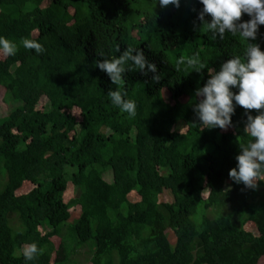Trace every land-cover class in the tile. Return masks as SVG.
Returning <instances> with one entry per match:
<instances>
[{
    "label": "trees",
    "instance_id": "trees-1",
    "mask_svg": "<svg viewBox=\"0 0 264 264\" xmlns=\"http://www.w3.org/2000/svg\"><path fill=\"white\" fill-rule=\"evenodd\" d=\"M202 7L0 0V37L18 47L0 51V86L13 105L0 118V264H82L87 246L90 264H264V182L246 189L228 175L251 141L245 110L236 107L226 130L203 128L193 111L208 70L243 60L248 41L213 40ZM25 38L43 51L24 48ZM249 42L264 50V25ZM128 49L144 52L157 79L132 70L114 84L95 67ZM197 53L199 72L180 63ZM117 90L136 102L134 117L111 103ZM69 188L79 196L66 200ZM33 243L43 252L26 262Z\"/></svg>",
    "mask_w": 264,
    "mask_h": 264
},
{
    "label": "clouds",
    "instance_id": "clouds-1",
    "mask_svg": "<svg viewBox=\"0 0 264 264\" xmlns=\"http://www.w3.org/2000/svg\"><path fill=\"white\" fill-rule=\"evenodd\" d=\"M157 2V0H156ZM181 0H158L161 7L172 5L180 7ZM203 6L198 13L205 34H211L213 40H223L226 33L235 36L239 34L248 41L244 58L234 56L223 62L219 70L211 72L203 87L196 90L199 102L193 106V111L203 128H219L226 130L232 126V116L236 107L245 110L247 117L244 133L251 137L246 146L240 148L236 156V166L230 169L229 178L237 185L255 190L259 182H264V50L249 41L257 39L261 25H264V0H199ZM247 15L248 20H242ZM209 17L206 20L205 17ZM21 44L26 49H34L36 53L43 51L42 46L29 39H23ZM0 51L5 56H14L17 45L0 37ZM103 56V54H100ZM188 67L199 72L204 69L199 54H194L186 61ZM127 66V67H126ZM100 71L106 73L112 83L123 80L127 71H139L142 75L153 74L157 79V67L149 62L143 51L128 49L117 58L102 59L95 63ZM126 93L110 91L111 103L128 116L136 115L137 105L133 100L125 99ZM251 110H257L253 116ZM43 249L33 243L22 250L25 261H32L41 255Z\"/></svg>",
    "mask_w": 264,
    "mask_h": 264
},
{
    "label": "rangeland",
    "instance_id": "rangeland-1",
    "mask_svg": "<svg viewBox=\"0 0 264 264\" xmlns=\"http://www.w3.org/2000/svg\"><path fill=\"white\" fill-rule=\"evenodd\" d=\"M7 91H6V88L3 87V86H0V118L6 116L9 114V112L11 111V108H12V102L10 101V98L9 100L7 101ZM104 177L105 179H107L108 181H112L113 179V176H112V173L111 171H108V173L106 172L104 174ZM33 185L31 183H26L24 184V186L21 188V192L22 193H26L28 192L30 189H32ZM80 194V191L79 190H75L74 189H68V191L66 192V195H65V199L66 200H69L70 198H75V197H78ZM137 194L136 193H131L130 194V198L135 201L137 199ZM79 209V208H78ZM209 216H211V212L209 211ZM79 217V213L78 212H74V215H73V218L71 219V221H74L75 219H77ZM249 228H253V225H250ZM169 236L170 238L172 239V243L174 244L175 243V239H174V234L172 232H169ZM54 242L56 243V245L59 244V240L57 239H54ZM93 245V244H91ZM94 252V248L92 246H87L85 247V249H83L81 251V253L77 256L79 259H80V262L82 264H90L88 261H85V253H86V256L88 258H90L92 256V253ZM83 261V262H82Z\"/></svg>",
    "mask_w": 264,
    "mask_h": 264
}]
</instances>
